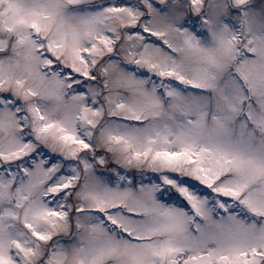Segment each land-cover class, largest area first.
I'll use <instances>...</instances> for the list:
<instances>
[{"label":"snow or ice","instance_id":"obj_1","mask_svg":"<svg viewBox=\"0 0 264 264\" xmlns=\"http://www.w3.org/2000/svg\"><path fill=\"white\" fill-rule=\"evenodd\" d=\"M0 264H264V0H0Z\"/></svg>","mask_w":264,"mask_h":264}]
</instances>
